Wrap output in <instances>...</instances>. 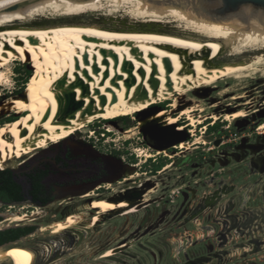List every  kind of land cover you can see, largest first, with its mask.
I'll return each instance as SVG.
<instances>
[{"label": "bare ground", "instance_id": "obj_1", "mask_svg": "<svg viewBox=\"0 0 264 264\" xmlns=\"http://www.w3.org/2000/svg\"><path fill=\"white\" fill-rule=\"evenodd\" d=\"M98 10L105 15L123 11L127 17H115L113 25L76 19ZM47 14L57 17L41 22ZM15 58L37 59L41 69L30 79L31 88L8 99L5 117H11L10 112L20 117L0 127L1 167L65 140L97 119L142 115L169 99L172 110H160L138 124H174L177 117L170 113L179 110V100L189 92L263 68L264 14L241 10L217 15L197 5L164 0H0V84ZM194 109H181L193 125L202 121L192 115ZM244 116L239 110L234 117ZM224 117L232 120L229 114ZM181 146L189 148L190 143L182 141ZM237 149L240 152L232 156L243 159L245 148ZM221 185L198 199L200 213L219 204L220 216L224 214L226 203L221 201L236 189L224 181ZM127 204L102 199L98 205L112 211ZM244 247L253 252L255 244ZM259 248L264 249V242ZM225 253L219 251V264L227 261ZM35 258L34 250L24 244L0 247V264H34Z\"/></svg>", "mask_w": 264, "mask_h": 264}, {"label": "flooded vegetation", "instance_id": "obj_2", "mask_svg": "<svg viewBox=\"0 0 264 264\" xmlns=\"http://www.w3.org/2000/svg\"><path fill=\"white\" fill-rule=\"evenodd\" d=\"M169 105L170 102L154 104L151 108L155 107L160 110H172ZM181 109L179 108V110ZM175 111H172L170 114H175ZM150 112L151 109H148L144 113L147 114L146 118L158 111L149 114ZM136 115L138 116V114ZM183 121L185 120H180L178 122L177 118V122L174 123L177 125L175 130L185 131L188 135L187 140L183 141L190 143V147L185 148L188 150L197 142L195 140L189 141L194 133L192 132L190 134L192 130L191 128H187L189 122L182 124ZM209 123L210 121L207 122V124ZM167 125L171 124H166L163 120H152L145 125L147 134L142 131L141 128L143 137L142 144L146 145L147 150H150L149 153L145 152V154H139L136 148L131 147L132 142H127V140H125L123 146H120L117 143L104 142V140H86L77 132L65 140L52 142L46 147L36 149L28 155H23V158L14 162V165H10L9 163H13L10 161L6 163L8 166L3 169L11 170L10 176L18 186L22 200L12 199L14 195L10 192L8 194L3 193V196L8 195L10 198H0V203H2V206L9 204L24 206L27 204L28 207L42 209L44 216H46V220L52 222L49 228L55 230V232H53V230H49V232L55 233L58 235L57 238H59L57 240H49L47 244L50 246L49 252L53 249L55 255L65 252L70 253L71 251L77 250H80V255H85L89 251L96 254L97 252H101L105 246L115 243L117 245L114 248L108 250L105 254L99 253V255H95L93 259L96 261L103 257L116 255V259H119V261H114L118 264H124L121 261H129L127 257L138 261L143 257L144 260V254L140 255L135 250H129L133 247V245L130 244L136 243V245L147 252L153 260H160L162 258L161 246L165 244V241L159 239L158 242H156L152 237L157 234L156 230L163 229L167 224L166 210L163 208L161 209V204H156L159 199H164V195L154 199L146 198V196L150 192H155L157 190L162 191V194L166 193L167 177L163 175L168 169L179 170L184 161L187 162L186 158H182L181 155L183 150L180 148H184L181 146L182 141L168 149H159L152 145V143L159 145L163 144L162 140L155 139L152 133V127H165ZM262 133V135L255 137L252 142L264 143V132ZM104 134H106V132H104ZM107 134L108 136L113 135L109 132H107ZM199 147L200 146H195L194 148ZM238 151L240 152V150L237 149L236 152ZM244 151L247 152V149ZM140 155H146L144 160H142V158L138 159ZM216 156L217 155H214L209 159L211 164L216 162L221 163L215 158ZM230 161H233V159L231 158ZM248 162L249 160L245 161V164L249 168ZM198 163V161H189L188 164L193 166L191 170L192 174H196ZM250 174L257 176L254 184L257 186V192H259L261 196V193L264 195V174H256L251 170ZM176 177L178 179L181 175L176 174ZM212 181L213 180L209 181V183H212ZM223 181L226 182L228 188L235 186L234 183L230 184L226 180L220 179L214 190L220 188ZM254 184H249V188H252L251 185L254 187ZM181 188L182 186H179L178 190L180 189V193H183L184 197L179 204L180 211L171 221V223L175 225L181 223L183 220H185L184 222L196 221L200 214L206 213H200L198 200L195 202V199L192 201L189 200L191 196H195L193 195L195 190L189 193L186 191L184 192ZM153 189H155V191ZM234 189H236L235 191L241 190V188L236 186ZM249 190L250 189H248V192ZM235 191H233V193ZM170 192L175 193L176 191L170 190ZM231 198L232 200H229L230 203L228 202L225 206H234V199L233 197ZM102 199L117 203L126 201L128 204L126 206H119L112 211H104V208L98 205L101 203ZM185 200L186 202H184ZM243 208L241 214L230 212L236 215L238 220L241 219L239 223L240 230L236 232L237 235H234V231L232 233L233 236H230L231 232H229L228 229H230L231 224L229 220H227L228 224L225 226L222 225V231L218 237L221 249L219 251L226 252L223 255L227 260L230 259L233 253L231 249L233 247H239V245H234L229 249H224L222 246L232 240L234 236L245 237V241L239 243L243 249H245L244 245H247L248 239L251 238L250 236L247 237L246 233L258 236L260 239L264 238V207L249 209L247 204L244 203ZM212 209L213 208L209 209L207 212ZM28 211H30V209H28ZM216 213V220H219L221 210L220 213H218V211H216ZM72 216L77 219L76 222L72 219ZM32 220L35 222L26 226H33L34 229L21 235L17 240L31 235L37 229L40 231L43 230L40 226L39 217L33 218ZM55 224H60L58 226L64 227L63 230H56ZM36 246L34 264L47 262L49 259H46L44 257L45 254L43 255L39 251L40 244L38 243ZM255 247L258 248L260 246L255 245ZM219 251L217 252L219 253ZM246 251L247 250H245V253H247ZM211 254L213 253H201L198 257L209 256ZM186 258L189 257L186 256ZM177 259L181 261L179 255ZM187 261L188 259H186L185 263L180 262V264H192L191 262L187 263ZM217 261L219 262V260Z\"/></svg>", "mask_w": 264, "mask_h": 264}, {"label": "rangeland", "instance_id": "obj_3", "mask_svg": "<svg viewBox=\"0 0 264 264\" xmlns=\"http://www.w3.org/2000/svg\"><path fill=\"white\" fill-rule=\"evenodd\" d=\"M104 12V10L89 11L76 19L113 25L116 22V18L123 20L127 17L123 11L113 15H105ZM52 17L57 16L47 14L44 17L42 16L40 21L47 22L48 20L46 19ZM67 18L74 19L73 17H61L59 20ZM40 69L41 64L37 59L21 61L17 58L13 59L9 66L4 69L6 80L0 84V127L3 126L9 118L20 117L15 115L14 112L9 113L12 115L11 117H5L6 113H4V109L8 105V99L12 95H16L17 93L31 88L32 85L29 84V81ZM249 74V76L240 79L228 78L223 82L220 81L213 85L193 90L179 100L180 108L193 106L195 109L191 112L192 115L196 119H201L202 121L192 125L187 114H180L181 110H178L175 114H170L173 117H177L178 122L180 120H185L182 124L189 122L187 128H191L192 131L190 134L192 132L194 133L189 141L196 140L197 143L188 150L180 148L183 150L181 153L182 158H186L187 162L184 161L179 170L168 169L163 175L167 177L166 193L162 194V191H155V188L153 189L155 192H150L146 196V198L154 199L164 195V199H159L156 204H161V209L163 208L166 210L167 224L163 229L156 230L157 234L152 237L156 242H158L159 239L165 241V244L161 246L162 258L160 260H153V258L147 252L139 248L136 243H131L130 245H133V247L129 250H135L140 255L144 254V260L143 257L140 261L127 257L129 261H121L122 263L180 264V262H186V256L194 259L200 256L199 254L201 253H215L221 250L218 237L222 231V224L216 220L217 206L209 212L200 214L196 221L184 222L185 220H183L177 225L171 223L173 217L180 211L179 204L184 197L183 193H180V189L178 190L179 186H182L181 190L184 192L191 193L195 190L193 194L195 196H191L189 199L190 201L195 199V202L205 193L212 192L217 187L219 180L224 179L228 183H234L236 187L241 188L240 191H235L233 194L231 193V195L221 201L222 204H228V199L233 197L234 206L230 212L241 214L244 199H246L245 203L249 209L264 207V201L259 192H257V186L255 185L253 187V185H251L252 188H249V184H254L257 176L250 174V170L245 164L248 158L236 160L231 156L237 151V146L241 143L243 138L246 137L249 142H252L255 137L263 134H260V132H264V127L257 129L259 125H264V65L261 70L254 73L250 72ZM170 101L171 99L158 104L168 103ZM201 108H203V110H200ZM239 110H243L246 115L235 119L234 116ZM226 114H229L232 120L225 119L224 116ZM214 115H217L218 118L214 119ZM122 117H126V119H121ZM208 121H210L209 124H207ZM138 122L139 118L136 114L121 116L110 121L102 118L88 124L78 131V133L86 140H104V142L117 143L120 146H123V143L127 140V142H132L131 147L136 148L139 154H145V152L149 153L150 150H147L146 145L142 144V127L139 126ZM216 122H220V126L216 130L209 131V125H213ZM104 132H106V134H104ZM107 132L113 135L108 136ZM217 142H219V144H217ZM195 146L200 147L194 148ZM214 155H217L215 158L221 163L216 162L211 164L209 162V159ZM22 156L15 158L13 163L9 164L14 165L16 160L23 158ZM145 156L146 155H140L138 159L142 158V160H144ZM231 158L233 161H230ZM190 160L199 162L196 174H192L191 172L193 166L188 164ZM6 165L8 166V164H5L3 167H0V169L6 168ZM176 174H180L181 177L177 179ZM211 180H213L212 183H209ZM224 183L226 182L224 181ZM248 189H250L249 192ZM170 190H175L176 192L172 193ZM184 202H186V200ZM28 209H30V211H28ZM0 215L3 219L0 221V229L16 225H31L35 222L32 219L39 217L40 226L43 228L42 231L37 229L27 237L9 243V245L24 244L33 249L34 252H36V245L39 243L40 253L43 255L45 254L44 257L49 260L38 264H118L116 261H119V259H116V255L103 257L96 261L93 259L95 255H99V253L105 254L108 250L114 248L117 245L115 243L105 246L101 252H97L96 254L89 251L85 255H80V250L71 251L70 253H60L59 255H55L53 249L49 252L50 246L47 245L49 240H57L59 238H57L58 235L55 233L49 232V230H53V232H55V230L49 228L52 222L46 220V216H44V212L40 208L28 207L27 204L24 206L18 204L2 206V203H0ZM16 215L25 218L18 220L16 219ZM72 219H74L75 222L77 221L73 216ZM58 225L60 224H55L56 230H61V227ZM243 241H245L244 236H234L232 240L222 246L224 249H229L234 245L240 246L237 250L233 251L230 259L225 261V264H264V249L258 252H249L251 250H247V253H245L246 249H243L239 244ZM177 254L180 256L181 261L177 259ZM204 264H218V261L214 259Z\"/></svg>", "mask_w": 264, "mask_h": 264}, {"label": "water", "instance_id": "obj_4", "mask_svg": "<svg viewBox=\"0 0 264 264\" xmlns=\"http://www.w3.org/2000/svg\"><path fill=\"white\" fill-rule=\"evenodd\" d=\"M164 1H167V2L176 1V2H181V3L197 5L200 7H204L209 12H211L213 14H217V15H229V14H233V13H238L241 10L242 11L262 12L264 14V0H164ZM72 108H74V107L72 106ZM159 110L160 109L152 107L151 112L149 114L157 112ZM177 111H175V113ZM146 117H147V114H143V115L138 114L139 120L145 119ZM176 126H177L176 124L167 125L165 127L153 126L152 127V133H153L155 139L160 140V141L162 140L163 144L159 145V144L152 143V145L155 147H158L159 149H168L171 146L180 143L181 141H186L188 138V135L185 133V131H176L175 130ZM142 131H144L147 134L145 126L142 127ZM217 144H219V142H217ZM239 146L247 149V154L245 155L244 158H246V157L248 158V160H249L248 166H249L250 170L253 173L263 175L264 174V144L259 143V142H255V141L254 142H248V139L245 137L241 140V143L237 147H239ZM243 159L239 158L236 160H243ZM254 185H256V184H254ZM217 190H214L212 192L215 193V192H217ZM209 193H211V192H209ZM231 193H233V192H231ZM231 193H229V195H231ZM261 194H262V199H263L264 195H263V193H261ZM263 201H264V199H263ZM245 202H246V199H244V203ZM215 206H218L217 211H218V213H220L219 204L213 205L212 208H214ZM232 208H233L232 206H230V207L226 206L224 208V211H223L224 214H222L220 216V218L222 217L223 220L222 221L217 220L223 226L228 224L227 220H229L231 227H230V229H228V231L231 232V234H230L231 237L233 236L232 233L234 231L240 230V228H239L240 227V225H239L240 220H238L236 215H233L230 213ZM242 209H244L243 206H242ZM234 233H235V235H237L236 232H234ZM263 235H264V232H263ZM246 236L247 237L250 236L251 238L248 239V242L253 243L256 246H261L262 243L264 242V239H260V237L255 236L253 234L246 233ZM7 246H10V245L6 244V245H2L0 247H7ZM258 251H261V248L255 247L253 250V252H258ZM214 258L219 260L218 252H215L209 256L197 257V258H194L192 260L190 258H187L188 259L187 263L191 262L192 264H196V263L201 262V264H204L205 262H210ZM218 264H219V262H218Z\"/></svg>", "mask_w": 264, "mask_h": 264}, {"label": "trees", "instance_id": "obj_5", "mask_svg": "<svg viewBox=\"0 0 264 264\" xmlns=\"http://www.w3.org/2000/svg\"><path fill=\"white\" fill-rule=\"evenodd\" d=\"M16 118V117H15ZM15 118H9V120H13ZM126 119V117H122ZM220 126V122H216L213 125H209L208 130L213 131L216 130ZM1 167V166H0ZM11 170L9 169H0V198L9 199L8 195H4L3 193H13L12 199L22 200V196L19 193V188L15 184L13 178L10 176ZM2 220V216L0 215V221ZM34 229L33 226H14L5 229H0V246L5 245L10 242H15L21 235L28 233Z\"/></svg>", "mask_w": 264, "mask_h": 264}, {"label": "crops", "instance_id": "obj_6", "mask_svg": "<svg viewBox=\"0 0 264 264\" xmlns=\"http://www.w3.org/2000/svg\"><path fill=\"white\" fill-rule=\"evenodd\" d=\"M237 249H238V248H237ZM237 249H236V250H237ZM234 250H235V249H234V247H233V248L231 249V252H233Z\"/></svg>", "mask_w": 264, "mask_h": 264}, {"label": "built area", "instance_id": "obj_7", "mask_svg": "<svg viewBox=\"0 0 264 264\" xmlns=\"http://www.w3.org/2000/svg\"><path fill=\"white\" fill-rule=\"evenodd\" d=\"M260 127H261V125H259L257 129H260ZM261 133H262V132H260V134H261Z\"/></svg>", "mask_w": 264, "mask_h": 264}]
</instances>
